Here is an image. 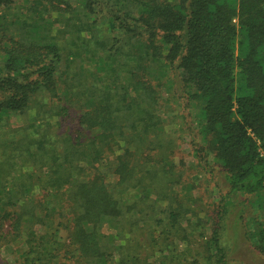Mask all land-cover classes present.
<instances>
[{
  "label": "trees",
  "instance_id": "16d2710c",
  "mask_svg": "<svg viewBox=\"0 0 264 264\" xmlns=\"http://www.w3.org/2000/svg\"><path fill=\"white\" fill-rule=\"evenodd\" d=\"M0 247L264 264V0H0Z\"/></svg>",
  "mask_w": 264,
  "mask_h": 264
},
{
  "label": "rangeland",
  "instance_id": "374dc122",
  "mask_svg": "<svg viewBox=\"0 0 264 264\" xmlns=\"http://www.w3.org/2000/svg\"><path fill=\"white\" fill-rule=\"evenodd\" d=\"M73 128H74V125L71 127V129H73ZM179 151L182 154L181 162H182V167L184 170V174L187 177V180L190 182L199 181L202 184V185H197V187L195 189L191 190L188 197H190L192 195L193 198L195 199L193 201L194 207H196L198 209L205 210L204 209L205 202L210 201V199L216 198L217 194H215L216 192L213 191V189L210 185L208 186V184H206L205 179L202 180V178L199 176L200 172L197 170H193L191 168V162H190L189 158L187 157L186 149L181 148V150H179ZM197 199H199V201H197L198 203L196 204L195 202ZM244 199L245 198H243V199L241 198V200H244ZM196 205H198V206H196ZM237 209H238V207L232 212L231 217H233V218L235 217V213L237 212ZM251 216H252V214L250 213V208H248V207L244 208V211L242 213L243 222L240 224L241 228L245 227L247 229V231H249L248 224L251 221V218H252ZM229 223L230 222L227 221L228 226H229ZM206 227L207 226H204L203 228H205V230H206ZM206 232H207V230H206ZM103 233L108 234L109 231L106 230V228H105L103 230ZM249 241H248V244L251 247H253L252 244H250L251 241L250 242ZM14 255L16 256V254H14V252H13V249L8 248V247H0V264H16ZM257 258L258 257L255 255H251V254L245 255L243 251H238V249H236V250L234 249L232 251L230 257H229V264H260V263H262L261 260H259Z\"/></svg>",
  "mask_w": 264,
  "mask_h": 264
}]
</instances>
